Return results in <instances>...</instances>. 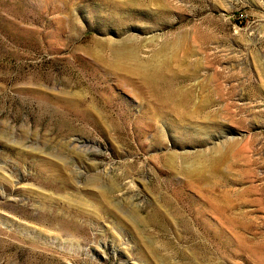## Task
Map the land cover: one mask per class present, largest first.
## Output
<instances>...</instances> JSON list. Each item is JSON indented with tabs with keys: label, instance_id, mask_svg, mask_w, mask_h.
<instances>
[{
	"label": "rangeland",
	"instance_id": "374dc122",
	"mask_svg": "<svg viewBox=\"0 0 264 264\" xmlns=\"http://www.w3.org/2000/svg\"><path fill=\"white\" fill-rule=\"evenodd\" d=\"M0 264H264V0H0Z\"/></svg>",
	"mask_w": 264,
	"mask_h": 264
},
{
	"label": "bare ground",
	"instance_id": "6f19581e",
	"mask_svg": "<svg viewBox=\"0 0 264 264\" xmlns=\"http://www.w3.org/2000/svg\"><path fill=\"white\" fill-rule=\"evenodd\" d=\"M156 79H154V83H155Z\"/></svg>",
	"mask_w": 264,
	"mask_h": 264
}]
</instances>
